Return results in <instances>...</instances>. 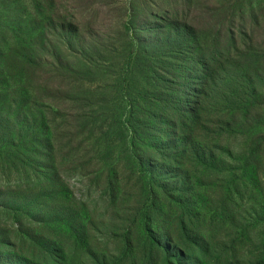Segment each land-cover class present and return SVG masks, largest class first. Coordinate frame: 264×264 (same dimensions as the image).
<instances>
[{"label":"rangeland","instance_id":"obj_1","mask_svg":"<svg viewBox=\"0 0 264 264\" xmlns=\"http://www.w3.org/2000/svg\"><path fill=\"white\" fill-rule=\"evenodd\" d=\"M54 2L53 18L67 14L80 28L81 38L70 49L78 51L85 40L87 44L92 41L91 51L84 56L60 49L70 71L65 69L64 80L62 76L44 79L58 83L59 92L63 91L56 102L36 91L43 81L37 82L35 76L30 78L18 69H0V256L15 257L13 264H33L29 259L33 254L26 247L45 249L50 240L49 233L40 228L66 232L65 226H69L43 224L41 216L61 202H68L82 224L94 226L96 218L116 225L117 215L131 213L127 209L131 208L136 212L131 213L129 229L137 247L153 248L150 233L165 221L172 225L180 205L162 195L153 199L145 194L137 160L153 156L175 120L182 99L178 86L182 74L190 69L191 35L198 43L222 44L223 52L237 56L244 77L231 87V96L240 90L238 103L214 99L203 115L207 121L206 126L202 123L207 129L205 140L215 146L217 158L201 171L200 180H191L187 187L193 202L189 208L201 210L206 224L211 219L217 224L216 236L222 233V223L228 225L238 216L231 224L235 230L244 227L243 247L254 242L262 226L253 211L264 208V0ZM51 13L50 0H0V52L27 44V36L32 42L36 22ZM173 17L192 25L179 43L181 51L176 52L156 38L159 31L172 28ZM151 18L156 20L152 23ZM252 89L256 95H251ZM22 92L28 97L24 103ZM40 94L42 98L37 100ZM13 99L18 105L11 104ZM111 101L122 121L127 120L120 129L116 128L113 107L105 105ZM19 105L26 119L18 121L26 132L23 139L16 136L15 123L6 129L1 119L7 111L19 110ZM45 138L69 153L54 155L49 163L41 160L38 152L47 149ZM252 153L257 162L247 165L241 182L233 168L243 166ZM72 168L74 171H69ZM106 168L116 170L109 188L104 184ZM53 172L61 176L56 191L49 188ZM145 216L150 217L149 222ZM116 235L113 227L94 233L100 249L113 253L117 251Z\"/></svg>","mask_w":264,"mask_h":264},{"label":"trees","instance_id":"obj_2","mask_svg":"<svg viewBox=\"0 0 264 264\" xmlns=\"http://www.w3.org/2000/svg\"><path fill=\"white\" fill-rule=\"evenodd\" d=\"M50 2L52 13L48 17L43 16L42 22L40 20L36 22L38 29L32 42H30V36H27V44L22 43L17 46L18 49L12 47L7 51L0 52V62H2L0 69L8 68L10 71L18 69V73L27 74L30 78L35 76L37 82L43 81V84L36 85V91L43 92L47 99L56 102L58 94L63 91L59 92L58 83H49L46 80L61 76L60 79L64 80L66 74L62 75L63 72H66L65 69L67 71L70 69L67 68L69 63L63 59L60 49H70L76 44L75 40H80L81 37L79 36L80 28L72 16L61 14L62 16L53 18L56 13L54 12L55 7H53L55 2L54 0H50ZM155 18H151L152 23L156 20ZM170 22L172 28L167 26L168 28L159 31L156 38L167 45L169 51H181L179 43L189 34L192 25L189 22L178 20L176 17H173ZM230 36L231 34L228 38ZM190 39L193 45L191 47L193 52L189 58L191 59L190 69L187 70L189 72L182 74L178 86L182 99L177 107L175 120L171 124L169 123L168 136L159 147L153 150L152 157L137 160L141 174L139 178L144 179L145 194L153 199L162 195L169 201L172 200L175 204L180 205L179 215L175 217L173 224L167 225V221H165L156 228L154 233H150L153 248H149V246L138 248L135 243V234L129 229L133 220L131 213L136 212L135 210L127 208L131 213L123 212L117 215L118 223L116 225L103 218H96L97 224L94 226L89 222L82 224L80 219L76 218L75 212L68 202H61L50 206L48 212L41 216L44 220L43 224L59 222L69 223V226H65L66 232L55 231L56 227L42 226L40 228V230L49 233L50 240L45 245V249L37 245L26 247L33 254L29 255L33 264H264V208L256 212L253 211L255 219L261 223L262 232L254 242L247 243L245 247H243L245 244L242 238L244 227L239 226V230H235L234 225L231 224V222L237 221L238 216L232 217L233 220L228 225L219 224L222 233L216 236L214 232L218 229H216L217 224L212 223V219L206 224L205 215L201 210L195 211L189 208L193 202L187 187L191 180H200L203 177L201 171H206L217 158L214 153L215 146L208 144L205 140L207 129L202 127V123L206 126L207 121L203 120V115L207 106L210 105L209 103L214 99L238 103L237 98L240 95V90L237 89L238 92L235 90L236 95L231 96L230 92H233L231 87L244 77V73L240 72L239 63L235 59L237 56L223 52V46L218 41H213L212 44L198 43L193 35L190 36ZM91 46L92 41L87 44L84 40L78 51L70 50L87 56L91 51ZM41 75L42 78L38 79L37 77ZM255 92L252 89L251 95H254ZM43 94L38 95L36 99L40 100ZM26 98H28L27 95L23 92L20 93V100L23 103L26 102ZM81 99L87 102L85 97L82 96ZM119 100L122 99L119 98ZM10 101L11 104L18 105L15 99ZM105 105L112 106L115 111L116 128L124 127L127 120L122 121L116 104L111 101L106 102ZM19 110L16 109L15 112L13 110L11 114H7V111L1 119L6 129L15 123V134L19 139H23L26 132L18 121L26 119L25 115L20 113L22 110L20 105ZM86 118L87 115L84 116V121ZM192 127L194 130L190 132ZM54 142L45 138L43 143L47 149L44 152H38L41 160L46 163L53 160L54 155L69 153L61 152L55 147ZM254 156L255 153L250 154L247 160H243V166L233 168L239 173H233V175L241 182L245 178L247 165L257 162L253 160ZM69 171L74 170L72 168ZM106 172L104 184L109 188L112 179L116 177V170L106 168ZM60 177L59 172H53L50 189L54 188ZM94 178L99 180L98 177ZM54 191H56L55 188ZM112 195L116 196L114 192ZM145 217L149 222L150 217ZM211 225L214 226V229ZM111 227L117 231L116 253L100 249V243L94 237L95 232L102 229L108 231ZM148 227L150 226L146 224V231H148ZM83 240H85V244H82ZM14 258L8 255L0 256V264H13Z\"/></svg>","mask_w":264,"mask_h":264}]
</instances>
